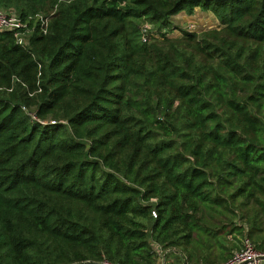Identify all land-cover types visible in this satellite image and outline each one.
Instances as JSON below:
<instances>
[{
    "label": "trees",
    "instance_id": "1",
    "mask_svg": "<svg viewBox=\"0 0 264 264\" xmlns=\"http://www.w3.org/2000/svg\"><path fill=\"white\" fill-rule=\"evenodd\" d=\"M0 7L52 13L25 46L0 32V264L264 253V0ZM196 8L219 28L168 37Z\"/></svg>",
    "mask_w": 264,
    "mask_h": 264
},
{
    "label": "built area",
    "instance_id": "2",
    "mask_svg": "<svg viewBox=\"0 0 264 264\" xmlns=\"http://www.w3.org/2000/svg\"><path fill=\"white\" fill-rule=\"evenodd\" d=\"M51 14L52 13H30L22 15L21 13H8L0 9V32L13 33L16 44L25 46L28 38L36 29L43 34L47 32ZM151 28L152 25L147 22L140 25L142 41H146L152 31ZM157 254L159 258L163 260L164 255L160 248L157 250ZM84 262L85 261L75 262L72 264H84ZM102 263L114 264L106 261ZM222 264H264V253L258 251L250 239L243 237L238 247L233 250L232 256Z\"/></svg>",
    "mask_w": 264,
    "mask_h": 264
},
{
    "label": "rangeland",
    "instance_id": "3",
    "mask_svg": "<svg viewBox=\"0 0 264 264\" xmlns=\"http://www.w3.org/2000/svg\"><path fill=\"white\" fill-rule=\"evenodd\" d=\"M0 9L8 12V13H12V14H20V11L18 9H16L15 7H9V8H4V7H0ZM176 23L178 25H175L174 27H176V31L172 30L171 32L167 33L168 37H176L179 35V29L178 27H181L183 29L189 30V31H195V32H201L204 30H208V29H212V28H219V23L217 21V19L215 18V16L210 13V12H205V11H201V10H195V12L193 14H181L179 17H176ZM178 26V27H177ZM154 246V250L157 252V250H159L158 246H156L155 244ZM159 257V256H158ZM162 261L163 264V260H160V263ZM179 264L177 263V260H174L173 257H171L170 259H168L167 264Z\"/></svg>",
    "mask_w": 264,
    "mask_h": 264
},
{
    "label": "crops",
    "instance_id": "4",
    "mask_svg": "<svg viewBox=\"0 0 264 264\" xmlns=\"http://www.w3.org/2000/svg\"><path fill=\"white\" fill-rule=\"evenodd\" d=\"M197 9H198V8H196L195 10H197ZM195 10H194V12H195ZM198 10H199V9H198ZM194 12H193V13H194ZM183 13L186 14L185 12H179L178 14H176V15H174V16L171 17L170 20H171V23H172L173 27H174L175 25H178V24L176 23V19H177L176 17H179V16H180L181 14H183ZM177 27H178V26H177ZM175 28H176V27H175ZM174 30H175V29H174ZM175 31H176V30H175Z\"/></svg>",
    "mask_w": 264,
    "mask_h": 264
},
{
    "label": "water",
    "instance_id": "5",
    "mask_svg": "<svg viewBox=\"0 0 264 264\" xmlns=\"http://www.w3.org/2000/svg\"><path fill=\"white\" fill-rule=\"evenodd\" d=\"M84 264H104V263H102V262H94V261H85Z\"/></svg>",
    "mask_w": 264,
    "mask_h": 264
}]
</instances>
